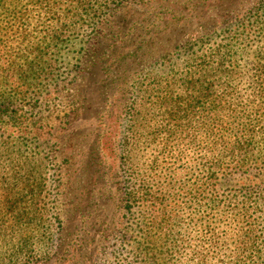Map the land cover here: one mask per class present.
<instances>
[{"label":"rangeland","instance_id":"374dc122","mask_svg":"<svg viewBox=\"0 0 264 264\" xmlns=\"http://www.w3.org/2000/svg\"><path fill=\"white\" fill-rule=\"evenodd\" d=\"M134 2L14 0L0 264H144L148 241L159 264H264V0ZM246 128L245 156L211 144ZM211 157L252 169L211 179Z\"/></svg>","mask_w":264,"mask_h":264},{"label":"trees","instance_id":"16d2710c","mask_svg":"<svg viewBox=\"0 0 264 264\" xmlns=\"http://www.w3.org/2000/svg\"><path fill=\"white\" fill-rule=\"evenodd\" d=\"M128 3H135V0H122ZM137 2H141L142 0H137ZM8 6L5 8V4L0 3V9H4L5 8V14L7 15V17L9 18H5L0 20V31H12L14 32V23L12 20H14V0H10L9 4H7ZM221 15H219L220 17ZM219 21V20H216ZM164 34H169L171 35L173 30L171 29H167L163 31ZM7 63V62H6ZM3 65V64H2ZM263 75V74H260ZM259 75V76H260ZM253 134V129H248L246 128L244 130V133L241 134H233V136L231 138H228L227 136H224L223 134H220L219 136H213L211 139V144L215 145L217 141H222L224 139H229L232 140V144L230 145V151L228 153H226V149L222 150L224 153L222 154H231L233 153V155H231V157H236L237 154H240V156H245L246 154L249 153V150H247V148L245 147H241L239 145H237L238 140L240 139V137H246L248 135H252ZM212 151H214V149H212ZM221 152V151H220ZM219 159L218 157H211L210 158V172H211V179H213V177H218V176H222V175H226V174H246L249 173V170L252 169V166H249L247 164V162L245 161H237L233 164H227V165H219L216 164V162H218ZM260 169H264V165L261 166ZM136 194H132V201H130L132 204L136 201L135 199ZM148 201V199L146 200ZM150 202V201H149ZM153 203V204H152ZM152 203H148L145 204L144 207L143 205H141L142 209L144 210L143 213V217L144 220L147 221V224H145L144 226V232L147 231V229H155V223H159V225L156 227L157 229H161L162 232L166 233V225L164 221L160 220L159 216V212L162 213L163 212V206L158 204H155V202ZM158 216V217H157ZM149 217V218H148ZM157 246L156 243L153 242H146V245L144 243H139L136 247V251L137 254H140V261L144 264H159L158 263V256L159 254H161V252L157 249H155Z\"/></svg>","mask_w":264,"mask_h":264}]
</instances>
